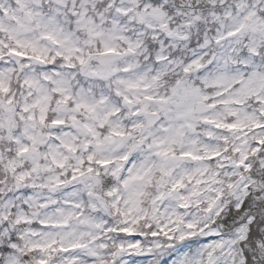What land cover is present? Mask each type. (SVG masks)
<instances>
[{"label":"snow or ice","instance_id":"6c2138e0","mask_svg":"<svg viewBox=\"0 0 264 264\" xmlns=\"http://www.w3.org/2000/svg\"><path fill=\"white\" fill-rule=\"evenodd\" d=\"M0 264H264V0H0Z\"/></svg>","mask_w":264,"mask_h":264}]
</instances>
